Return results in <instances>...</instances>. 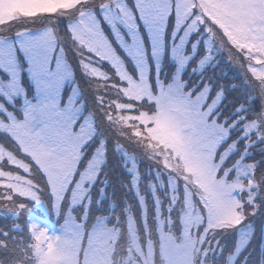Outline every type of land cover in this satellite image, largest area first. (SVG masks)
Listing matches in <instances>:
<instances>
[{
	"label": "snow or ice",
	"instance_id": "obj_1",
	"mask_svg": "<svg viewBox=\"0 0 264 264\" xmlns=\"http://www.w3.org/2000/svg\"><path fill=\"white\" fill-rule=\"evenodd\" d=\"M0 209L8 264H264V0H0Z\"/></svg>",
	"mask_w": 264,
	"mask_h": 264
},
{
	"label": "rangeland",
	"instance_id": "obj_2",
	"mask_svg": "<svg viewBox=\"0 0 264 264\" xmlns=\"http://www.w3.org/2000/svg\"><path fill=\"white\" fill-rule=\"evenodd\" d=\"M31 27H39V25H31ZM61 28H63V24H61ZM69 56H70V59H72V60L74 59V57H72L71 52H69ZM238 72H239V69H237L234 65H230L228 62V58L225 55L222 59L221 64L218 67H216L215 69H210L207 74L219 77L225 83H227L229 81L239 83ZM192 79H193V81H195L197 78L193 77ZM86 87H88V86H86ZM85 90H87V89H85ZM87 92H88L89 99H91L92 95H93L92 92L91 91H87ZM239 98H241V97H240V94L237 92H228L227 93V99L221 105V107L223 109V115L229 114L228 112L232 110L234 99H239ZM257 107H259L258 102H257ZM224 109L227 110L226 113L224 112ZM114 159L116 162L113 160V157H111V156L109 157L108 168L106 169L107 173H108V179L110 181V187L108 188V192L110 194H114V198H115L117 203L122 204V202L125 199H127L128 201H130L132 203H135L134 195L131 192H129L127 190H125L123 192L118 187V184L116 182V181H118L116 178V174H120V172L117 169V166H118V163L121 164V162L116 158H114ZM141 164H144V165H141ZM141 164H140V169L142 172H144L146 170L144 160L141 162ZM146 165L149 166V165H151V163L148 162V164H146ZM122 170L124 172L123 168H122ZM129 179L130 178L128 176L127 178L121 177L119 180L121 182L125 180V185H126V182H128ZM37 181L41 182V179H38ZM118 196L121 197V200H119V198H117ZM36 214L39 215L38 213H36ZM50 219L56 220V217L53 215L50 217ZM19 222L23 223V218ZM60 222L62 223V221H60ZM261 222H262L263 229H264V215H261L260 213H258L257 216L254 218V226L261 223ZM12 223H13L12 213L5 210V209H0V228H8L12 225ZM253 255H254L253 258H256V257H258L259 254L253 252ZM1 259L2 258H0V260Z\"/></svg>",
	"mask_w": 264,
	"mask_h": 264
},
{
	"label": "trees",
	"instance_id": "obj_3",
	"mask_svg": "<svg viewBox=\"0 0 264 264\" xmlns=\"http://www.w3.org/2000/svg\"><path fill=\"white\" fill-rule=\"evenodd\" d=\"M81 84H82V87L84 89H87L88 88V87H86L87 84H85L82 79H81ZM87 95H88V92H87ZM89 100L91 102L92 98L89 99ZM224 112L226 113L227 110L224 109ZM226 115H228V114H226ZM257 159H259V155H257ZM113 160L115 161L114 158H113ZM144 162H145V166H146V170H147L151 165L147 166L146 164H148V162H150V161H148V160L145 159ZM141 165H144V164H141ZM117 169L120 172V174H116V178L118 180L116 182L118 184L119 189L124 192L126 190V188L124 187L125 180L121 182L119 179L121 177H126L127 178L128 177V174L125 171L123 172L120 163H118ZM38 179H41V182H39V181L38 182L41 183V186L43 187V177L40 174H37L36 175V180H38ZM127 183L128 182H126V184ZM117 198H119V200H121V197L118 196ZM37 213L40 214L39 211H37ZM21 224L23 226V223H21ZM263 232H264V229H263L262 222L259 223V224H257V225H255V236H254V239H253V241L251 243V246H250V248L253 250L254 253L259 254L260 244H261V241H262V237H264V233ZM24 239L27 240V232L26 231H25V234H24ZM253 257H254V255H253ZM0 258H2L1 260L4 261V264H8V262L12 259V255H11V253H7V252L0 251Z\"/></svg>",
	"mask_w": 264,
	"mask_h": 264
}]
</instances>
